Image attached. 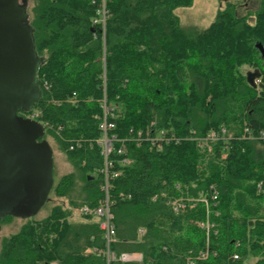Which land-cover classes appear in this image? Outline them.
Masks as SVG:
<instances>
[{
    "label": "trees",
    "instance_id": "obj_1",
    "mask_svg": "<svg viewBox=\"0 0 264 264\" xmlns=\"http://www.w3.org/2000/svg\"><path fill=\"white\" fill-rule=\"evenodd\" d=\"M193 3L106 0L104 25L96 22L102 0H32L43 98L19 115L45 126L73 172L50 193L67 206L3 239L0 264H108L100 220L72 214L97 207L105 183L115 255L140 254L136 264H264V0L245 15L227 2L205 28L175 13ZM244 66L260 71L256 88ZM104 100L117 107L107 160Z\"/></svg>",
    "mask_w": 264,
    "mask_h": 264
},
{
    "label": "water",
    "instance_id": "obj_2",
    "mask_svg": "<svg viewBox=\"0 0 264 264\" xmlns=\"http://www.w3.org/2000/svg\"><path fill=\"white\" fill-rule=\"evenodd\" d=\"M29 0H0V221L35 218L55 184L54 150L45 126L29 117L43 98ZM257 47L264 53L263 46ZM256 88L259 70L246 74ZM1 231V225H0Z\"/></svg>",
    "mask_w": 264,
    "mask_h": 264
},
{
    "label": "rangeland",
    "instance_id": "obj_3",
    "mask_svg": "<svg viewBox=\"0 0 264 264\" xmlns=\"http://www.w3.org/2000/svg\"><path fill=\"white\" fill-rule=\"evenodd\" d=\"M227 2L239 5L237 8L239 15H245L249 11L253 12L260 6V0H194L191 7L179 8L175 11V13L180 18L183 25H196L198 27L205 28L213 22L218 11L225 8ZM31 3L32 0L29 1V7L31 6ZM242 72L246 75L248 72H255V68L244 66L242 68ZM256 81L258 82L259 79ZM46 139L54 150V178L56 182L64 175L72 173L73 166L68 162L65 154L60 150L56 141L51 137H47ZM58 204L67 206V201H63L62 199H58L54 195H51L50 200L36 216L35 220L39 221L45 218L50 213L51 209ZM76 209V207L72 209V214L73 218L78 219L80 218V215L75 214ZM24 224L25 220L18 218L5 219L1 223L0 250L3 239L18 232Z\"/></svg>",
    "mask_w": 264,
    "mask_h": 264
},
{
    "label": "built area",
    "instance_id": "obj_4",
    "mask_svg": "<svg viewBox=\"0 0 264 264\" xmlns=\"http://www.w3.org/2000/svg\"><path fill=\"white\" fill-rule=\"evenodd\" d=\"M103 1V7L101 11H99L100 18L96 22H101L105 25L106 19L108 17L107 10L105 9V2ZM103 109H104V116L101 120L100 129L103 133L102 137L99 140V144L102 146L103 151L102 154L105 156L106 160L109 157V155L113 152V143L116 140V137L114 135H109V131L114 128V124L109 122V117L114 116L115 111L117 110L116 106H109L106 101H103ZM34 115L29 116V118L35 119ZM246 132H249V129L245 130ZM221 135L226 134V129H221V132L219 133ZM219 134L217 132H211L208 136L209 139H217ZM142 133H139V136H141ZM161 137L158 139L160 140L162 136H164V132L161 133ZM264 138V134L261 136ZM157 140V141H158ZM163 140V139H161ZM155 142V141H154ZM160 147V145H158ZM123 150L119 151V153H122ZM125 163H131L130 160H124ZM111 166V164L106 162V167ZM107 170V168H106ZM117 175V174H116ZM115 175V176H116ZM103 191L105 193V196L103 200L100 202V204L97 207H89V206H82L80 208L76 209L77 215L80 216H94L97 217L100 220V228L105 234L106 242H107V262L108 264H136L141 261V255L135 254V253H122L119 256L115 255L114 252L110 251V245L115 242V224H114V215L111 211V200H110V194H109V183H105L103 186ZM174 209L176 211H179L180 208H183L184 205L182 204L181 200H177L173 202ZM143 234L144 231H141ZM207 252L201 253V258H206Z\"/></svg>",
    "mask_w": 264,
    "mask_h": 264
},
{
    "label": "flooded vegetation",
    "instance_id": "obj_5",
    "mask_svg": "<svg viewBox=\"0 0 264 264\" xmlns=\"http://www.w3.org/2000/svg\"><path fill=\"white\" fill-rule=\"evenodd\" d=\"M29 1H30V0H29ZM5 219H6V218H5ZM5 219H4V220H5ZM4 220L0 221V225H1V223H2Z\"/></svg>",
    "mask_w": 264,
    "mask_h": 264
}]
</instances>
